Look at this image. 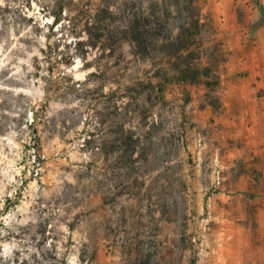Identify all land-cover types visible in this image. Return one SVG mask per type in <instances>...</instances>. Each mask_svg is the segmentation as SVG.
Returning <instances> with one entry per match:
<instances>
[{
	"label": "rangeland",
	"instance_id": "374dc122",
	"mask_svg": "<svg viewBox=\"0 0 264 264\" xmlns=\"http://www.w3.org/2000/svg\"><path fill=\"white\" fill-rule=\"evenodd\" d=\"M149 7L166 60L86 43ZM185 41L208 77L177 81ZM236 92L264 105V0H0V264H264Z\"/></svg>",
	"mask_w": 264,
	"mask_h": 264
},
{
	"label": "trees",
	"instance_id": "16d2710c",
	"mask_svg": "<svg viewBox=\"0 0 264 264\" xmlns=\"http://www.w3.org/2000/svg\"><path fill=\"white\" fill-rule=\"evenodd\" d=\"M188 1L192 3V0ZM107 10L106 8L105 11L107 12ZM141 16L147 19V24L145 26H142L137 16L132 14L126 15L117 23H113L114 27H86V43L94 48L99 38L106 36L116 42H127L130 45L131 53L140 59L151 58L156 51L161 55L162 61L166 60L170 55V51L172 50L171 46L173 44L166 45L165 42L168 36L163 35L161 38L162 45L156 47L154 38L155 36L158 37V34L155 32L154 27H151L149 22L150 19H152L150 7L142 13ZM199 28L200 27H186L184 31L183 29L181 31L187 33V35L191 37L194 36L192 30H195L194 33H196ZM173 50L179 59H182L183 55H186L189 59L188 61L180 63L175 71L178 82H193L199 77H208L211 72L210 68L207 65L203 66L201 64L200 57H194V55L198 54V50H196L193 45H190L188 41L181 43Z\"/></svg>",
	"mask_w": 264,
	"mask_h": 264
},
{
	"label": "crops",
	"instance_id": "0c3cea01",
	"mask_svg": "<svg viewBox=\"0 0 264 264\" xmlns=\"http://www.w3.org/2000/svg\"><path fill=\"white\" fill-rule=\"evenodd\" d=\"M232 99L225 104V114H229L227 122L234 125L246 138L248 137L254 155H264V105L251 102L244 103L242 93L230 94Z\"/></svg>",
	"mask_w": 264,
	"mask_h": 264
}]
</instances>
